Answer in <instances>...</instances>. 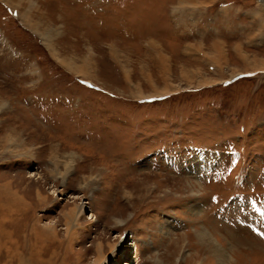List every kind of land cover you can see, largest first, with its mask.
<instances>
[{"label": "rangeland", "instance_id": "obj_1", "mask_svg": "<svg viewBox=\"0 0 264 264\" xmlns=\"http://www.w3.org/2000/svg\"><path fill=\"white\" fill-rule=\"evenodd\" d=\"M180 3L0 0V264H264V72Z\"/></svg>", "mask_w": 264, "mask_h": 264}, {"label": "crops", "instance_id": "obj_2", "mask_svg": "<svg viewBox=\"0 0 264 264\" xmlns=\"http://www.w3.org/2000/svg\"><path fill=\"white\" fill-rule=\"evenodd\" d=\"M195 1L197 3L193 6L184 8L182 3L177 6L181 13L187 10L191 14V29L194 27L197 29L196 32L191 33V36L201 37V39L193 38V40L200 39L203 43L210 44L212 41L221 39L225 46L227 44L231 46L234 55L233 47L237 44L238 52L245 59L244 62L249 65L248 67L254 71L263 70L261 72H264V0ZM233 2L234 4L231 5ZM219 3L222 5L218 6ZM215 5L218 8L214 9L213 6ZM181 13L180 16L182 18L183 14ZM199 15L206 18H195V16ZM176 18L178 23L183 25L182 20L180 21L178 17ZM205 24L207 25V30L199 32L201 29L198 27H203ZM211 27L213 28L210 29ZM191 43L195 42L191 41ZM212 46H214V43H212ZM239 58L242 61V58ZM254 75L253 72V74L250 73L247 76Z\"/></svg>", "mask_w": 264, "mask_h": 264}, {"label": "bare ground", "instance_id": "obj_3", "mask_svg": "<svg viewBox=\"0 0 264 264\" xmlns=\"http://www.w3.org/2000/svg\"><path fill=\"white\" fill-rule=\"evenodd\" d=\"M28 24V23H27ZM48 32H44V34H47ZM40 34V33H39ZM51 37L52 36H48V35H46V38H47V42L49 43L50 42V40H51ZM153 46H155L154 44H153ZM154 48V47H153ZM156 51H157V49H156ZM163 55V54H162ZM156 58H158V57H156ZM62 61V60H61ZM85 62V61H84ZM65 65V64H64ZM66 66V65H65ZM69 69V68H68ZM71 213H73V212H71ZM74 215L73 214H68L66 217V219L67 220H70V221H72V219L74 218L73 217ZM70 230V229H69ZM215 248H216V245H215ZM97 252H98V248H97ZM102 262V260H100L97 264H100Z\"/></svg>", "mask_w": 264, "mask_h": 264}, {"label": "snow or ice", "instance_id": "obj_4", "mask_svg": "<svg viewBox=\"0 0 264 264\" xmlns=\"http://www.w3.org/2000/svg\"><path fill=\"white\" fill-rule=\"evenodd\" d=\"M230 170V169H229ZM262 238H264V237H262Z\"/></svg>", "mask_w": 264, "mask_h": 264}]
</instances>
